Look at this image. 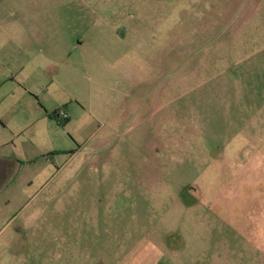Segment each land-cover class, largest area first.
<instances>
[{
    "label": "rangeland",
    "instance_id": "rangeland-1",
    "mask_svg": "<svg viewBox=\"0 0 264 264\" xmlns=\"http://www.w3.org/2000/svg\"><path fill=\"white\" fill-rule=\"evenodd\" d=\"M5 40L0 264H264V0H0Z\"/></svg>",
    "mask_w": 264,
    "mask_h": 264
},
{
    "label": "crops",
    "instance_id": "crops-1",
    "mask_svg": "<svg viewBox=\"0 0 264 264\" xmlns=\"http://www.w3.org/2000/svg\"><path fill=\"white\" fill-rule=\"evenodd\" d=\"M40 5L42 6V4H40ZM21 8H22V6H21ZM22 25H24V24H22ZM41 25H44V24H40L37 27V30H33V34L35 35V37L38 40L43 38V35H42L43 32L38 29L39 27L47 29L48 27L54 28L56 26L54 28V30H58V28H59L58 24H56L55 26H52V24L46 25V26H41ZM25 27L27 28V30H29V26L28 25L25 24ZM35 31H36V33H34ZM45 38L48 40L47 37H45ZM53 39L54 38H52L51 40H53ZM40 41L43 43V40H40ZM5 42L10 47H12V45L14 44V48L12 49V51H7L6 50L5 53L1 52L2 50H0V64L2 65V68H4L5 71L7 72V76L3 80V82L5 80L12 81V82L16 81L17 82L16 85L20 89L19 92L20 93H24L25 89H23L22 86L19 85L18 83L23 84V82H26V79H25V75L26 74H25V72L29 68L30 59H31L30 58V54L28 53V50H27L26 47L17 48V45H16L15 42L9 41V40H5ZM17 42L19 43L20 40H18ZM46 42L48 43L49 40L46 41ZM9 52H22V54L24 53V55H19L17 57L15 56V59L12 56L8 58L7 55L9 54ZM5 55H6V58H5ZM50 60H52L51 64H55L54 63L55 62L54 58L50 57ZM19 73L23 75L22 78L21 77L19 78ZM34 88L37 89L36 87H34ZM9 93H10V91H9ZM11 171H12V162L7 160V159H0V187H2V189L5 188L6 185L10 183L9 176L11 174Z\"/></svg>",
    "mask_w": 264,
    "mask_h": 264
},
{
    "label": "trees",
    "instance_id": "trees-1",
    "mask_svg": "<svg viewBox=\"0 0 264 264\" xmlns=\"http://www.w3.org/2000/svg\"><path fill=\"white\" fill-rule=\"evenodd\" d=\"M60 111H64L65 115L60 114ZM46 115L53 120H56L58 124H64L66 121H68L69 116L67 114V111L63 108H59L52 111H46Z\"/></svg>",
    "mask_w": 264,
    "mask_h": 264
},
{
    "label": "built area",
    "instance_id": "built-area-1",
    "mask_svg": "<svg viewBox=\"0 0 264 264\" xmlns=\"http://www.w3.org/2000/svg\"><path fill=\"white\" fill-rule=\"evenodd\" d=\"M60 114L65 115L64 111H60Z\"/></svg>",
    "mask_w": 264,
    "mask_h": 264
}]
</instances>
